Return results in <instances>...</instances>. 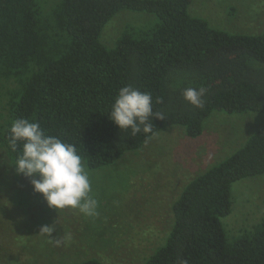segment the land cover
<instances>
[{"label":"trees","instance_id":"obj_1","mask_svg":"<svg viewBox=\"0 0 264 264\" xmlns=\"http://www.w3.org/2000/svg\"><path fill=\"white\" fill-rule=\"evenodd\" d=\"M193 0H0V93L12 91L2 133L9 156L17 119L38 122L46 134L76 145L91 170L138 152L159 132L181 126L199 138L214 112L264 114V32L232 34L191 15ZM148 14L128 26L114 48L100 41L120 12ZM152 95L153 133L133 136L108 115L121 87ZM205 89L204 106L183 97ZM264 175V127L214 167L192 179L173 204L174 224L146 264H264V222L231 239L222 220L232 213V186ZM80 264H102L88 260Z\"/></svg>","mask_w":264,"mask_h":264},{"label":"rangeland","instance_id":"obj_2","mask_svg":"<svg viewBox=\"0 0 264 264\" xmlns=\"http://www.w3.org/2000/svg\"><path fill=\"white\" fill-rule=\"evenodd\" d=\"M58 1L42 0L43 10L50 11ZM189 11L214 29L241 35L264 32V0H193ZM152 17L120 12L105 26L100 41L112 49L128 26L146 25ZM18 86L5 82L0 93V264H80L94 259L102 264H146L164 245L174 224L173 204L186 185L264 127V114L214 112L195 140L183 127L173 126L111 166L91 170L85 165L98 202V215L89 217L79 209L49 207L33 190L31 178L16 173L2 133ZM232 193V213L222 222L235 239L264 222V175L236 182ZM44 225L53 226L50 236L39 234ZM52 239L63 243L57 246Z\"/></svg>","mask_w":264,"mask_h":264},{"label":"clouds","instance_id":"obj_3","mask_svg":"<svg viewBox=\"0 0 264 264\" xmlns=\"http://www.w3.org/2000/svg\"><path fill=\"white\" fill-rule=\"evenodd\" d=\"M204 94L203 88H186L183 97L191 105L203 108ZM108 117L121 130L130 129L133 136L141 132L154 134L150 119L165 118L153 112L151 93L131 84L119 89ZM10 134L11 151L20 152L12 163L16 173L31 178L33 190L43 195L49 207H71L89 217L98 215V202L92 195L89 174L76 145L46 134L38 122L23 118L12 123ZM53 231V226L44 225L39 234L50 236ZM53 241L57 246L63 243L60 239Z\"/></svg>","mask_w":264,"mask_h":264}]
</instances>
